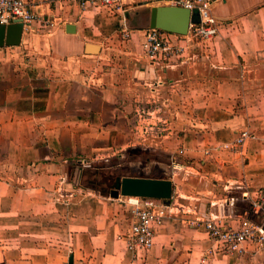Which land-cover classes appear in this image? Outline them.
<instances>
[{"label": "crops", "instance_id": "1", "mask_svg": "<svg viewBox=\"0 0 264 264\" xmlns=\"http://www.w3.org/2000/svg\"><path fill=\"white\" fill-rule=\"evenodd\" d=\"M25 1L55 27L0 48V264H68L70 256L72 264H264L257 244L230 256L193 224L196 214L225 206L231 192L264 188V0H219L218 34L181 39L185 60L157 63L141 44L150 8L165 3L133 0L121 14ZM243 129L250 133L243 157L211 150ZM135 146L187 169L148 160L141 176H124L169 179L174 193L175 177L187 171L199 183L192 198L209 197V205L166 219L153 247L136 255L125 240L126 199L77 184L92 162Z\"/></svg>", "mask_w": 264, "mask_h": 264}, {"label": "built area", "instance_id": "2", "mask_svg": "<svg viewBox=\"0 0 264 264\" xmlns=\"http://www.w3.org/2000/svg\"><path fill=\"white\" fill-rule=\"evenodd\" d=\"M78 5L81 9L88 6L104 7L113 9L116 13H123L124 6L133 0H68ZM152 3H165L168 6L180 7L188 10L191 14H197V23H191L188 34L178 36L157 29L147 28L143 34L141 44L144 56L151 63L169 62L172 59L185 60L186 47L178 44L179 40L186 42L208 41L218 34L219 22L212 15V7L219 0H140ZM19 23L22 34H49L55 27L52 17L35 13L25 0H0V25ZM126 36L125 33H123ZM144 112V111H143ZM137 113L143 114L137 110ZM250 137L247 129H243L231 140L215 145L213 151L230 152L243 157V147ZM210 152L205 151L208 155ZM172 166L186 170L187 167L176 163L171 159ZM241 200L249 205L248 211H243L238 216L237 226L229 221L234 215L225 214L224 206H219L217 212H207L204 215L195 216L194 225H202L213 246L220 252L242 257L245 253V246L248 243H255L259 248L264 249V188L256 193L239 192ZM126 205L130 207L131 225L125 240L127 249L136 255L137 252L149 251L153 247L156 227H159L166 219L182 212L183 205L176 201L167 202L156 199L140 197H123ZM228 207L233 205V198H228L225 204ZM176 211V212H175ZM255 218L257 221L252 219Z\"/></svg>", "mask_w": 264, "mask_h": 264}, {"label": "rangeland", "instance_id": "3", "mask_svg": "<svg viewBox=\"0 0 264 264\" xmlns=\"http://www.w3.org/2000/svg\"><path fill=\"white\" fill-rule=\"evenodd\" d=\"M143 51V50H142ZM171 157L167 156L166 154H162L159 151H152V150H145L143 147L135 146L131 148L130 151H127L122 158L120 157H113V158H107L103 159L98 162H92L81 174L80 179L77 181L78 186H81L82 188H95L103 192L106 196H108L109 191L114 186V181L116 177H122L124 175H139L141 176L143 172V164L145 161L148 160H158L163 163V165H160V169H166L169 164H171ZM149 166H151V163L148 161ZM147 164V165H148ZM153 165V164H152ZM154 169H156L157 166H153ZM172 165L170 166V168ZM188 173V174H187ZM153 174L159 175V172H155ZM183 175L178 174L175 177L177 188H175V192L172 194L173 198L176 200H179V203L183 205L181 207V210H185L187 213H189L192 209H195L196 203H202V204H208L209 205V197L205 196L206 201L203 202L200 200V202H197L194 198V196L197 197V195L194 194L196 189H198L199 183L194 181L193 179L187 177L189 175V172L185 171L182 173ZM187 177V178H186ZM72 178V177H70ZM184 195L180 196L183 198H179L178 195ZM219 199H224L227 197V195H219ZM228 196L233 198V205L231 207L224 206L225 214L227 215H234L229 221L232 225H235L234 223L240 214L243 213V211L249 210V205L247 202H244L241 200L240 193L233 191ZM213 201H217L218 199H213ZM195 205V206H194ZM219 207V204H217ZM186 207V208H185ZM197 208V207H196ZM216 208V207H215ZM189 209V210H188ZM202 209V207H200ZM198 210V209H195ZM217 212V210H214ZM212 211V212H214ZM203 211H201V214ZM182 213V212H179ZM253 220L257 221V219L253 218ZM234 223V224H233ZM249 264H259L257 261L249 263Z\"/></svg>", "mask_w": 264, "mask_h": 264}, {"label": "water", "instance_id": "4", "mask_svg": "<svg viewBox=\"0 0 264 264\" xmlns=\"http://www.w3.org/2000/svg\"><path fill=\"white\" fill-rule=\"evenodd\" d=\"M147 21L149 29H157L178 36L187 35L190 24L198 22L196 13L191 14L186 9L168 5L151 7ZM21 36L22 29L19 23L0 25V48L20 45ZM86 51L95 52L96 47L89 45ZM172 193L173 184L169 179L123 176L115 178L108 197L111 199L140 197L167 202L171 199ZM262 229L264 231V223ZM68 264H72V256L69 257Z\"/></svg>", "mask_w": 264, "mask_h": 264}]
</instances>
